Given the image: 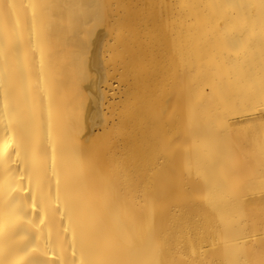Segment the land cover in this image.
<instances>
[{
    "label": "bare ground",
    "instance_id": "bare-ground-1",
    "mask_svg": "<svg viewBox=\"0 0 264 264\" xmlns=\"http://www.w3.org/2000/svg\"><path fill=\"white\" fill-rule=\"evenodd\" d=\"M263 124L264 0H0V264H264Z\"/></svg>",
    "mask_w": 264,
    "mask_h": 264
},
{
    "label": "rangeland",
    "instance_id": "rangeland-1",
    "mask_svg": "<svg viewBox=\"0 0 264 264\" xmlns=\"http://www.w3.org/2000/svg\"><path fill=\"white\" fill-rule=\"evenodd\" d=\"M263 128H264V124L262 125V128H249V129L248 128H245V129L244 128H240V129H236V128H229L228 129L227 128L229 132L227 131L226 128H218V133H216L217 128H211V132L214 134L213 135L211 133L213 135V138L215 137L217 142H219L220 145L223 144V146H222L223 148H224V144L225 145L227 144V147L225 146V149L227 150V153H228V150H229V153H231V154L227 155L228 156L227 161L230 162L231 165L229 163H227L225 165V168H224L225 171L223 173H218L220 175V178H224L223 182H225V183L237 182L238 183L237 186L240 189L241 188L242 189H244V188L248 189V188H250V186H252L251 189L254 187L255 190L259 189V190H262V192L264 193V177H263L264 176V147H263L264 145L262 143V142H264V138H263L264 135H262L264 133ZM224 130H226V131H224ZM237 130H238V132H237ZM253 130H255L256 132L255 131L251 132ZM223 132L225 133L226 137H224L222 135ZM230 132H231V134H230ZM257 132H258V134H257ZM220 136H222L221 141H223V139H224L223 143H221L219 140ZM227 139L229 142L227 141ZM225 141H226V143H225ZM230 142H232V143L229 145ZM237 143H238V145H237ZM258 143H261V144H258ZM233 144H234V147L232 146ZM235 145H236V147H235ZM238 146H240V148H238ZM229 147H230V149H229ZM231 148H234L233 153H232ZM252 148H253V150H252ZM249 151H250V153H249ZM233 156H235V157H233ZM257 157H258V159H257ZM241 162H242V165H244V166L241 165ZM233 163H234V165H232ZM230 167H232V168H230ZM257 167H258V169H257ZM246 172H247V174H246ZM229 174H231V175H229ZM252 176H253V179H252ZM225 178H228V179H225ZM250 178H251V180H250ZM254 181H255V184L253 185ZM246 182H247V184H246ZM242 184H243V186H242ZM225 185H228V184H225ZM249 197H252V195ZM263 202H264V196L261 198H256V199L253 198L249 202V205H259Z\"/></svg>",
    "mask_w": 264,
    "mask_h": 264
}]
</instances>
